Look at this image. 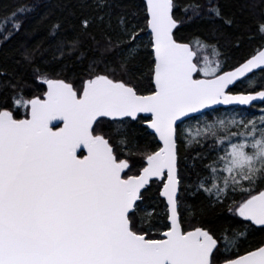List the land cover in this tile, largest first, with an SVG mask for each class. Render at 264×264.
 I'll return each instance as SVG.
<instances>
[{"label":"snow or ice","instance_id":"snow-or-ice-1","mask_svg":"<svg viewBox=\"0 0 264 264\" xmlns=\"http://www.w3.org/2000/svg\"><path fill=\"white\" fill-rule=\"evenodd\" d=\"M59 6L52 59L0 68V264H264V115L219 107L264 103V0L239 33L220 0ZM35 10L0 13V48ZM202 23L257 47L230 65Z\"/></svg>","mask_w":264,"mask_h":264},{"label":"trees","instance_id":"trees-1","mask_svg":"<svg viewBox=\"0 0 264 264\" xmlns=\"http://www.w3.org/2000/svg\"><path fill=\"white\" fill-rule=\"evenodd\" d=\"M17 0H0V13H3L5 9H10ZM25 2L36 5L35 12L29 14L28 19L25 21V29L22 35H18L11 43L6 47L0 48V68H9L13 67V57L18 58L19 52H13V49H21L25 41L40 45L44 49H49L46 53V59L51 60L54 49L50 48L49 38L47 36L49 24L62 19L66 12L61 8L60 4L69 3L70 0H25ZM178 3L183 4L186 0H177ZM224 9L229 14H235L237 24L239 27L235 29H228V31L233 33L244 32L251 28L254 17L249 14V10L243 8L242 6L247 3V0H220ZM179 15H183L182 12H179ZM247 26V27H246ZM33 29H37L33 32ZM195 33L201 38L215 42L218 40L219 46L223 49L230 57L229 64H236L239 61H243L246 57H250L253 50L257 47L255 41H249L245 39L242 43V46L239 48L234 47L233 42L230 39L225 37H215L212 34L211 27L207 23H202L198 28L196 26H191L186 28V35L188 38H191V35ZM89 56L93 53H87ZM211 58V51L207 53ZM247 89V83H238L236 88L237 91H244ZM264 108V103L257 104L255 107L247 110V114L250 118L255 117L261 111L260 109ZM230 109V108H229ZM231 111H221L219 115H231ZM234 114V113H233ZM261 239L260 235H256L252 238L251 243L256 244Z\"/></svg>","mask_w":264,"mask_h":264},{"label":"water","instance_id":"water-1","mask_svg":"<svg viewBox=\"0 0 264 264\" xmlns=\"http://www.w3.org/2000/svg\"><path fill=\"white\" fill-rule=\"evenodd\" d=\"M238 83H240V82H238ZM257 104H262V102H259V101H254L253 102V105H257ZM219 107H221L222 109H229V108H232V107H240V108H244V109L252 108V107H249V106H219Z\"/></svg>","mask_w":264,"mask_h":264},{"label":"rangeland","instance_id":"rangeland-1","mask_svg":"<svg viewBox=\"0 0 264 264\" xmlns=\"http://www.w3.org/2000/svg\"><path fill=\"white\" fill-rule=\"evenodd\" d=\"M231 115H233V113H232ZM260 115H264V113L260 112L259 114H257V115H256L255 117H253V118L258 119Z\"/></svg>","mask_w":264,"mask_h":264}]
</instances>
